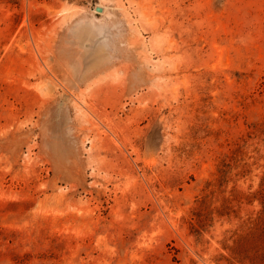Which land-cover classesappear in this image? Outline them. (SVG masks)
<instances>
[{
	"label": "rangeland",
	"instance_id": "rangeland-1",
	"mask_svg": "<svg viewBox=\"0 0 264 264\" xmlns=\"http://www.w3.org/2000/svg\"><path fill=\"white\" fill-rule=\"evenodd\" d=\"M0 264H264V0H0Z\"/></svg>",
	"mask_w": 264,
	"mask_h": 264
}]
</instances>
